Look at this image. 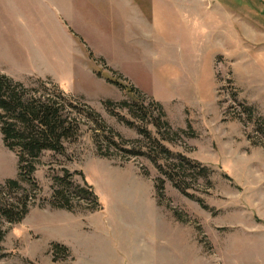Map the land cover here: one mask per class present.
Returning <instances> with one entry per match:
<instances>
[{
    "label": "rangeland",
    "instance_id": "rangeland-1",
    "mask_svg": "<svg viewBox=\"0 0 264 264\" xmlns=\"http://www.w3.org/2000/svg\"><path fill=\"white\" fill-rule=\"evenodd\" d=\"M132 1L142 25L127 0H0V71L80 119L21 182L25 217L0 215V264H264V0ZM85 107L141 154L99 153ZM17 173L0 131V184ZM60 178L94 197L60 207Z\"/></svg>",
    "mask_w": 264,
    "mask_h": 264
},
{
    "label": "trees",
    "instance_id": "trees-1",
    "mask_svg": "<svg viewBox=\"0 0 264 264\" xmlns=\"http://www.w3.org/2000/svg\"><path fill=\"white\" fill-rule=\"evenodd\" d=\"M112 83L122 88L126 87L113 79H108ZM133 89L130 88V91ZM64 103H61L53 98H45L42 95L35 96L31 90L27 89L22 82L14 80L5 73L0 71V131L4 145L13 151L17 156L18 173L16 178H8L3 184H0V215L11 223L20 222L28 213V199L29 194L21 186V182L30 183L36 186L34 174L37 169V163L41 154L46 150H51L57 153H64V141L76 136L80 119L78 115L71 116L63 113ZM111 104V102L109 103ZM127 106V103H122ZM71 106V105H70ZM158 108L159 116L161 117L164 112L161 104H155ZM77 107V105L75 106ZM76 109L78 114L82 112L86 114L91 120L99 126V129L108 133L109 140L106 149L99 146V153L102 155H111L110 142L114 146H119L126 156H135L141 154L139 149H126L119 144L116 134L112 129L106 126L105 122L100 118V115L93 109ZM160 117L156 119V126L160 128ZM164 126L168 124L163 122ZM145 136L147 133L143 131ZM193 165V167L191 166ZM197 163L180 157L178 163H173L172 170L174 172H186L190 168H195ZM68 175V173L66 172ZM175 174L168 173L170 179L182 190L186 192L185 186L190 184L186 179L178 181L175 179ZM60 188L56 191L58 196V205L60 207H70V197L80 194L93 196L92 187L88 185V189L77 187L75 194L70 191L71 183L65 178L57 179ZM22 191V197L15 201L9 200V191ZM94 197V196H93ZM2 231L0 230V238Z\"/></svg>",
    "mask_w": 264,
    "mask_h": 264
},
{
    "label": "crops",
    "instance_id": "crops-1",
    "mask_svg": "<svg viewBox=\"0 0 264 264\" xmlns=\"http://www.w3.org/2000/svg\"><path fill=\"white\" fill-rule=\"evenodd\" d=\"M127 14L128 15H130V16H136V17H138V18H140V17H142V18H140L141 20H142V22H140L141 24L140 25H142L143 24V19H145V21H146V19H147V16H145L142 12H141V10H140V7L138 6V5H136V3H135V1H132V0H127ZM69 70H70V68H68ZM30 72L32 73V74H36L37 72H35L33 69H31L30 70ZM40 76H43V77H49V78H52V79H54V80H57V81H62L64 78H63V76H64V74H62L63 76H61V73L60 72H54V71H47L46 73H44V75H41V74H39Z\"/></svg>",
    "mask_w": 264,
    "mask_h": 264
}]
</instances>
